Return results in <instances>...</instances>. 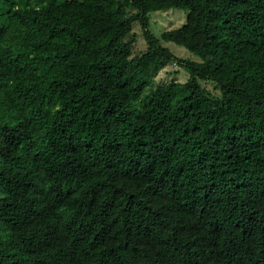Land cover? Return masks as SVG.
Segmentation results:
<instances>
[{
	"label": "trees",
	"instance_id": "obj_1",
	"mask_svg": "<svg viewBox=\"0 0 264 264\" xmlns=\"http://www.w3.org/2000/svg\"><path fill=\"white\" fill-rule=\"evenodd\" d=\"M0 193V264H264V0H0Z\"/></svg>",
	"mask_w": 264,
	"mask_h": 264
},
{
	"label": "rangeland",
	"instance_id": "obj_2",
	"mask_svg": "<svg viewBox=\"0 0 264 264\" xmlns=\"http://www.w3.org/2000/svg\"><path fill=\"white\" fill-rule=\"evenodd\" d=\"M150 29L157 35L164 31L171 30L174 28H178L182 26L186 22V12L180 9H169L164 11H158L154 13H150ZM134 33L137 34L136 39V51H140L146 48V42L143 38V33L140 25H136L134 28ZM163 45L168 47L172 52L176 55H179L183 58H189L192 60L200 61L201 58L185 47L177 45L174 42H164ZM188 73L178 65H169L164 70H162L156 78V83L163 84L169 83L170 81L177 80L181 82H186L188 79ZM206 89L212 93H218L217 88L213 83H203ZM3 194L0 193V196Z\"/></svg>",
	"mask_w": 264,
	"mask_h": 264
}]
</instances>
